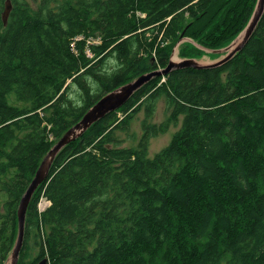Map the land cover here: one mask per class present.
<instances>
[{
    "label": "trees",
    "instance_id": "trees-1",
    "mask_svg": "<svg viewBox=\"0 0 264 264\" xmlns=\"http://www.w3.org/2000/svg\"><path fill=\"white\" fill-rule=\"evenodd\" d=\"M6 1L0 264L17 242L19 204L66 132L106 94L165 69L177 46L181 59L220 58L207 50L228 47L258 3L11 0L5 26ZM161 100L167 118L156 124ZM142 112L137 146L122 147L119 133L131 139ZM173 126L150 157L151 140ZM56 157L30 201L18 264H264V13L231 60L153 78Z\"/></svg>",
    "mask_w": 264,
    "mask_h": 264
},
{
    "label": "water",
    "instance_id": "water-1",
    "mask_svg": "<svg viewBox=\"0 0 264 264\" xmlns=\"http://www.w3.org/2000/svg\"><path fill=\"white\" fill-rule=\"evenodd\" d=\"M13 8V3L11 0L5 2L4 12L2 14L4 25L8 23L10 13ZM264 13V0H258L256 10L253 14V17L246 27V29L226 48L220 50H207V52H213L221 54L219 59H216L213 63L202 65L197 59H180L178 56L179 50L178 46L175 48L170 62L165 69L158 70L152 73L144 74L137 78L136 80L125 84L116 90L106 94L101 98L97 103L89 109V111L84 115V117L79 121L74 127H72L66 134L58 141V143L51 149L48 155L43 160L40 165L35 178L30 184L26 194L22 198L19 208L17 211L18 217V237L16 245L12 251L11 256L9 257L6 264H18L20 252L24 243L25 236V225H26V216L27 210L30 204V201L37 190V188L47 179L49 171L51 169L52 163L58 153L70 143L76 141L80 138L93 124L97 123L101 119L105 118L108 114L117 111L123 107L133 95L140 90L143 86L148 84L155 77L167 76L173 70L181 69H205V68H214L221 66L231 60L237 53H239L244 46L248 43L252 37L260 19ZM191 41V40H187ZM177 53V60H174V55ZM38 264H48V260L44 259Z\"/></svg>",
    "mask_w": 264,
    "mask_h": 264
},
{
    "label": "rangeland",
    "instance_id": "rangeland-1",
    "mask_svg": "<svg viewBox=\"0 0 264 264\" xmlns=\"http://www.w3.org/2000/svg\"><path fill=\"white\" fill-rule=\"evenodd\" d=\"M26 1L29 2L30 5L35 6L34 0H26ZM175 55H176V53H175ZM175 55H174V60L178 61L177 56L175 59ZM212 58H213V56H212ZM212 58L205 56L201 60H198V61L202 65L210 64V63H213L215 61V59H212ZM114 66H115V62L112 60L109 61L108 68L110 70H112L114 68ZM89 84L93 88L94 92L99 88V84L97 82H95L93 79H89ZM69 94H70L71 99H73L75 101V103L77 105H79L80 104L79 95L81 94V91L79 90V88L77 86H71ZM166 118H167L166 105H165V102L163 100H161L158 103L157 115L155 116L153 122L156 124H160ZM143 119H144V113L143 112L138 114L136 116V118L134 119L132 126H131V129H130V134L133 135V137L131 139H128V135L126 133H124V132L119 133L120 138L124 140V142L122 143L123 144L122 147L137 146L138 141L140 139V136L142 134L141 123H142ZM176 130H177V127L173 126V127H171V129L169 130L168 133L161 135L159 137H156V138L151 140L150 157H154V155L157 152H159L161 149H163L170 142V140H171L174 132H176ZM33 243L34 242H30V245H32Z\"/></svg>",
    "mask_w": 264,
    "mask_h": 264
},
{
    "label": "built area",
    "instance_id": "built-area-1",
    "mask_svg": "<svg viewBox=\"0 0 264 264\" xmlns=\"http://www.w3.org/2000/svg\"><path fill=\"white\" fill-rule=\"evenodd\" d=\"M80 39H82V38H78L77 40H80ZM50 204H51L50 201L48 199L44 198L40 202L39 207L41 210H45L48 206H50Z\"/></svg>",
    "mask_w": 264,
    "mask_h": 264
},
{
    "label": "bare ground",
    "instance_id": "bare-ground-1",
    "mask_svg": "<svg viewBox=\"0 0 264 264\" xmlns=\"http://www.w3.org/2000/svg\"><path fill=\"white\" fill-rule=\"evenodd\" d=\"M181 43H182V42H181ZM176 56H177V53H176V55H175V59H176ZM146 85H147V84H146ZM143 87H144V86H143ZM138 91H139V90H138ZM91 127H92V126H91ZM56 158H57V157H56ZM56 158H55V159H56ZM53 164H54V163H53ZM44 182H45V181H44ZM42 184H43V183H42ZM17 237H18V236H17Z\"/></svg>",
    "mask_w": 264,
    "mask_h": 264
}]
</instances>
